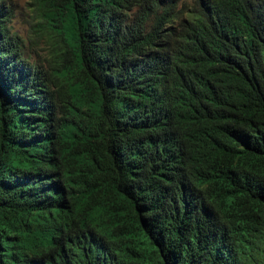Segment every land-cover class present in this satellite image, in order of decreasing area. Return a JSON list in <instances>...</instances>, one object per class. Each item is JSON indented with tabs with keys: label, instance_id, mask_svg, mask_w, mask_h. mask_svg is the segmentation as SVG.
<instances>
[{
	"label": "trees",
	"instance_id": "obj_1",
	"mask_svg": "<svg viewBox=\"0 0 264 264\" xmlns=\"http://www.w3.org/2000/svg\"><path fill=\"white\" fill-rule=\"evenodd\" d=\"M0 0V264H264V0Z\"/></svg>",
	"mask_w": 264,
	"mask_h": 264
},
{
	"label": "rangeland",
	"instance_id": "obj_2",
	"mask_svg": "<svg viewBox=\"0 0 264 264\" xmlns=\"http://www.w3.org/2000/svg\"><path fill=\"white\" fill-rule=\"evenodd\" d=\"M195 0H179V4L192 5ZM6 6L12 12L8 28L12 36L18 39V46L24 60L39 67L41 71L49 72L54 66L52 41H50L38 22L47 6L40 7L37 0H5Z\"/></svg>",
	"mask_w": 264,
	"mask_h": 264
}]
</instances>
